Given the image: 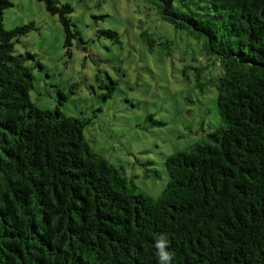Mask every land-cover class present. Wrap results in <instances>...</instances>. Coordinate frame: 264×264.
I'll use <instances>...</instances> for the list:
<instances>
[{
    "label": "trees",
    "instance_id": "obj_1",
    "mask_svg": "<svg viewBox=\"0 0 264 264\" xmlns=\"http://www.w3.org/2000/svg\"><path fill=\"white\" fill-rule=\"evenodd\" d=\"M36 1L57 16L68 56L86 44L69 3ZM146 1L221 67L207 82L220 123L166 157L155 199L91 149V120L31 101L43 66L15 46L35 26L5 30L12 4L0 0V264H160L159 236L171 264H264V0ZM139 37L170 51V40Z\"/></svg>",
    "mask_w": 264,
    "mask_h": 264
},
{
    "label": "rangeland",
    "instance_id": "obj_2",
    "mask_svg": "<svg viewBox=\"0 0 264 264\" xmlns=\"http://www.w3.org/2000/svg\"><path fill=\"white\" fill-rule=\"evenodd\" d=\"M9 1L5 30L35 26L15 46L16 53L35 55L30 65L43 66L34 68L31 101L43 110L58 107L91 120L84 131L91 149L157 198L167 183L166 157L220 123L217 91L207 84L221 70L217 58L202 42L162 21L146 0H58L74 8L71 17L86 41L80 47L73 41L68 56L57 16L36 0ZM103 29L117 32L118 42L100 34ZM143 30L170 40V51L159 42L150 50L139 37ZM59 94L66 98L61 104Z\"/></svg>",
    "mask_w": 264,
    "mask_h": 264
},
{
    "label": "clouds",
    "instance_id": "obj_3",
    "mask_svg": "<svg viewBox=\"0 0 264 264\" xmlns=\"http://www.w3.org/2000/svg\"><path fill=\"white\" fill-rule=\"evenodd\" d=\"M154 247L160 260V264H171L174 254L167 250L168 240L165 236H159L155 241Z\"/></svg>",
    "mask_w": 264,
    "mask_h": 264
}]
</instances>
